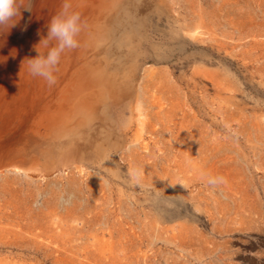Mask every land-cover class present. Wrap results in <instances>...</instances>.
<instances>
[{
  "label": "rangeland",
  "instance_id": "374dc122",
  "mask_svg": "<svg viewBox=\"0 0 264 264\" xmlns=\"http://www.w3.org/2000/svg\"><path fill=\"white\" fill-rule=\"evenodd\" d=\"M194 3L208 30L189 53L231 72L206 86L199 63L190 86L175 60L157 65L175 72L178 109L151 111L147 134L115 153L135 183L0 175V221L23 227L0 233V264H264V0Z\"/></svg>",
  "mask_w": 264,
  "mask_h": 264
},
{
  "label": "bare ground",
  "instance_id": "6f19581e",
  "mask_svg": "<svg viewBox=\"0 0 264 264\" xmlns=\"http://www.w3.org/2000/svg\"><path fill=\"white\" fill-rule=\"evenodd\" d=\"M182 1L189 3L192 22L181 11ZM64 2L17 0L21 15L0 27V175L21 174L41 183L72 175L77 183L98 170L88 175L92 182L115 183L118 177L135 183L115 163V153L130 151L126 138L145 136L151 111L161 119L170 103L168 110L178 109L179 97L170 101L168 95L176 94L175 72L157 65L170 69L175 60L190 86L199 82V63L209 74L206 86L220 68L231 70L213 57L189 53L208 28L194 0H67L70 11L79 13L82 30L78 47L62 53L50 87L29 73L27 59L38 54L40 43V51L47 52V41H41ZM29 5L31 12L23 10ZM14 226L0 221V233L23 230L21 223Z\"/></svg>",
  "mask_w": 264,
  "mask_h": 264
},
{
  "label": "clouds",
  "instance_id": "9594fccd",
  "mask_svg": "<svg viewBox=\"0 0 264 264\" xmlns=\"http://www.w3.org/2000/svg\"><path fill=\"white\" fill-rule=\"evenodd\" d=\"M70 8V4L65 0L61 11L48 22L47 37L41 41H47L45 44L47 52L40 51V43L35 47L38 54L34 58L27 59L29 73L34 77L42 78L50 87L56 83L54 72L60 63L62 53L78 47L77 37L82 30L81 17L79 13L70 11ZM23 10L31 12L30 5ZM18 15H21V11L17 6V0H0V27L9 25ZM14 25L12 24L11 27ZM222 179L210 177L207 182L215 185L222 182Z\"/></svg>",
  "mask_w": 264,
  "mask_h": 264
}]
</instances>
